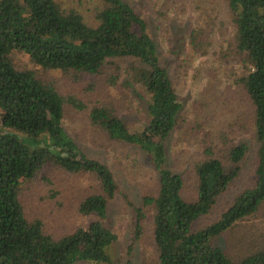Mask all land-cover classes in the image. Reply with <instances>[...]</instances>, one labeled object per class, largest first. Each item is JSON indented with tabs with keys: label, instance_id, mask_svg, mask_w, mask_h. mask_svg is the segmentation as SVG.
Instances as JSON below:
<instances>
[{
	"label": "trees",
	"instance_id": "trees-1",
	"mask_svg": "<svg viewBox=\"0 0 264 264\" xmlns=\"http://www.w3.org/2000/svg\"><path fill=\"white\" fill-rule=\"evenodd\" d=\"M101 1L92 26L56 0H0V264H110V249L118 237L104 224L107 204L116 195L115 177L106 164L87 157L63 126L65 104L79 110L84 103L64 98L33 70L16 69L12 51L27 54L45 70L91 74L99 73L110 58L138 61L130 68V79L149 95L147 125L129 129L106 104L93 106L89 119L110 139L138 147L158 174L156 192L144 196L142 205L153 209L159 264H264V247L233 263L213 242L264 201V0H227L235 46L245 56L239 81L254 107L255 181L202 228H196V222L237 176L246 148L230 149V169L206 149L207 158L195 166V199L183 198L181 175L169 168L166 150L182 105L156 42L143 18L123 0ZM117 78L112 75L108 82L115 84ZM46 165L90 174L96 184L77 207L81 216L95 219L57 238L43 231L40 220H27L19 199L21 185ZM144 216L142 208L135 209V239Z\"/></svg>",
	"mask_w": 264,
	"mask_h": 264
},
{
	"label": "rangeland",
	"instance_id": "rangeland-1",
	"mask_svg": "<svg viewBox=\"0 0 264 264\" xmlns=\"http://www.w3.org/2000/svg\"><path fill=\"white\" fill-rule=\"evenodd\" d=\"M123 1L145 21L182 105L176 126L167 138L166 150L169 168L181 175L183 198L195 199V166L207 158L206 149L230 169V149L237 145L246 148L237 176L210 212L195 224L196 228L205 227L255 181L258 142L254 107L239 81L245 72V56L235 46L232 12L227 0ZM56 2L78 11L92 26L97 24L95 13L103 6L101 0ZM10 59L16 69H31L42 81L50 82L64 98L74 97L84 103L85 107L79 110L66 103L62 122L79 149L87 157L106 164L115 177L116 195L107 204L104 221L118 236L110 249V264H159L153 209L142 205L144 196L156 192L158 174L138 147L110 139L89 119L93 106L106 104L129 129L147 125L149 95L130 79V68L138 61L130 57L110 58L99 73L91 74L45 70L20 51H12ZM112 75L118 77L115 84L108 82ZM95 186L90 174L46 165L21 185L19 199L27 220H40L43 231L57 238L95 219L77 211L79 202L92 194ZM139 207L145 216L141 233L135 239V209ZM213 242L233 263L262 249L264 201L254 213L234 223Z\"/></svg>",
	"mask_w": 264,
	"mask_h": 264
}]
</instances>
